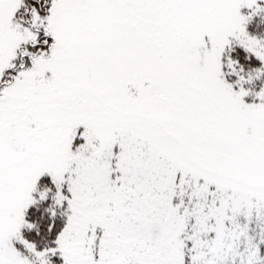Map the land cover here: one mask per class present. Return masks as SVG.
Wrapping results in <instances>:
<instances>
[{"label":"snow or ice","instance_id":"obj_1","mask_svg":"<svg viewBox=\"0 0 264 264\" xmlns=\"http://www.w3.org/2000/svg\"><path fill=\"white\" fill-rule=\"evenodd\" d=\"M0 264H264V0H0Z\"/></svg>","mask_w":264,"mask_h":264}]
</instances>
